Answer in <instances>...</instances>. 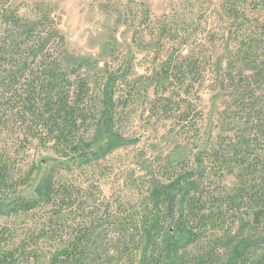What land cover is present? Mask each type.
<instances>
[{"label":"trees","instance_id":"obj_1","mask_svg":"<svg viewBox=\"0 0 264 264\" xmlns=\"http://www.w3.org/2000/svg\"><path fill=\"white\" fill-rule=\"evenodd\" d=\"M9 1L0 0V196L17 197L9 204L15 218L0 226V264H264V158L258 152L264 137V72L258 66L260 59L264 62L262 34L242 38L244 56L238 51L229 63L231 68L242 61L255 63L241 88L231 71L228 75L230 86L247 99L240 111L247 116L256 111L261 122L221 165L234 162L236 185L212 190L204 177L179 171L169 182L152 184L141 211L121 200L108 203L112 212L86 211L100 201L91 182L65 180L54 165L33 195L14 193L35 171L17 176L15 160L34 146L50 145L60 156L87 161L80 159L88 142L79 133L97 118L99 103L89 80L58 55L63 38L54 20L47 14L27 19ZM228 12L236 23L239 15L231 14L236 10ZM199 70L198 59L191 56L165 59L156 72L153 108L184 126L195 124L196 105L183 107L180 93L184 85L196 84ZM258 89L263 93L256 95ZM177 185L183 187L181 207L167 216L164 206ZM253 210L262 211L261 223L253 221ZM20 218L31 222L21 225Z\"/></svg>","mask_w":264,"mask_h":264},{"label":"rangeland","instance_id":"obj_2","mask_svg":"<svg viewBox=\"0 0 264 264\" xmlns=\"http://www.w3.org/2000/svg\"><path fill=\"white\" fill-rule=\"evenodd\" d=\"M8 5L27 19L47 14L54 20L63 38L58 55L89 80L99 103L97 118L79 133L88 142L80 158L87 161L60 156L50 145L34 146L15 160L17 176L35 170L17 186L16 195H33L52 165L65 180L91 182L100 201L86 211L112 212L108 203L121 200L136 212L148 200L154 182H169L179 171L204 177L212 190L236 185L234 162L221 165L230 160L240 140L249 137L251 127L261 122L256 111L253 116L240 111L247 99L230 86L228 75L231 71L236 76L232 81L241 88L243 77L254 73L255 63L242 61L232 68L229 63L238 51L244 56L242 38L255 31L264 39V0H10ZM231 8L236 10L231 14L239 15L236 23L229 15ZM245 28L249 29L244 32ZM179 56L196 58L200 66L196 84L184 85L180 93L183 107L190 102L196 105L191 116L197 115V121L186 126L153 108L156 72L165 59ZM261 60L258 66L264 72ZM258 152L264 158L263 136ZM177 186L164 206L167 216L181 207L183 187ZM2 195L0 226L15 218L9 204L17 197ZM251 216L261 223V210H253ZM23 219L21 225L31 222Z\"/></svg>","mask_w":264,"mask_h":264}]
</instances>
